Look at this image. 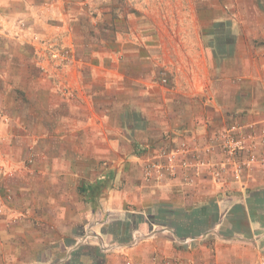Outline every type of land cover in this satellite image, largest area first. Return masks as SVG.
Segmentation results:
<instances>
[{"label": "rangeland", "instance_id": "obj_1", "mask_svg": "<svg viewBox=\"0 0 264 264\" xmlns=\"http://www.w3.org/2000/svg\"><path fill=\"white\" fill-rule=\"evenodd\" d=\"M226 1L210 3L217 11L225 3L233 4V9L243 15L233 18L232 24L239 25L247 18L256 22V14L244 16L247 10L239 0ZM194 6L193 0H0V154L3 147H9L8 142L27 144V156L22 162L14 163L10 156L0 155V233L17 229L31 214L16 207L19 198L11 189V181L19 184L26 175L36 178L38 163L48 161L46 153L40 154L36 148L41 132L36 130V120L59 122L57 129L47 132L63 135L70 120L66 110L80 104L81 99L83 103L88 101L86 106L90 103L88 119L96 123L90 129V138L102 136L106 144L98 146L110 153L107 142L119 138L118 165L130 163L144 188L154 190L180 181L187 189L208 190L215 186L218 192L201 191L196 195L199 201L189 205L187 211L157 205L140 210L141 214L129 206L127 211L136 213L125 212L122 219L105 215L108 220L99 228L102 241L67 240L59 243L54 252L48 248L41 251V261L215 264L208 252L214 249L211 234L224 209L212 208V198L223 204L231 196L227 192L231 189L260 183L264 186V113L253 110L264 97L262 92L249 89L252 96L241 101L236 95L242 90L241 83L230 76L240 65L215 60L203 37L205 56L201 53L198 33L192 29L198 24V17L192 14ZM223 17L219 20L224 21ZM200 21L202 25L213 24L207 16ZM229 40L226 48L220 47L227 53L232 52L234 37L230 35ZM182 41L187 42L185 47ZM258 45L261 43L252 53L257 54L258 50L262 54L264 46ZM249 59L257 63L253 69L257 72L262 58L254 61L250 55ZM72 73L76 83L71 82ZM81 79L88 92L86 88L78 89ZM209 90L213 94L207 93ZM87 93L99 95L102 112L92 108L93 99ZM160 94L166 97L170 110L179 109L180 114L184 111L185 120L192 117L187 113L193 108L200 113L203 107L212 110L222 105L231 112H222L225 118L219 122L209 119L198 125L200 120L194 119L192 131L187 125H177L178 114L174 113V126L163 133L158 128L159 133L151 138L147 130L148 110L145 113L144 107H150L153 101L160 104ZM46 105L53 106L52 113L47 112ZM236 106L249 109L235 113ZM108 107H113L115 114ZM110 114L115 122L107 130L99 125ZM133 134L137 140L130 143L128 139ZM149 138L152 141L148 142ZM99 163L106 170L114 165L108 158ZM126 181H120L119 190L126 187ZM108 185L113 184L108 181ZM206 203L211 208L196 209ZM219 230L225 232L224 225ZM157 232L173 240L171 254L161 253L159 245L149 257H144V250L138 259L129 253L132 248L143 247L149 239L156 241ZM88 243H96L98 248L102 245L104 252ZM48 254H53L50 259Z\"/></svg>", "mask_w": 264, "mask_h": 264}, {"label": "crops", "instance_id": "obj_2", "mask_svg": "<svg viewBox=\"0 0 264 264\" xmlns=\"http://www.w3.org/2000/svg\"><path fill=\"white\" fill-rule=\"evenodd\" d=\"M193 1L195 6L192 14L194 17H198V24L192 26V29L198 33L199 41L197 43L202 48L201 53L205 56V49L201 44L203 37L205 38L203 42L206 41L205 44H209L207 49H212L215 60H222L223 64L240 65L238 70L236 69L237 71L230 73V76L231 78L236 77V80L241 83L242 90L237 92L238 94L236 93L238 97H241V101L243 98L252 96V91L255 90L262 92V97H264V51L262 54H259L258 50H256L257 54L251 51L258 43H261L258 47L264 46V0H239L240 5H243L247 10L244 16H253L254 14L257 16L255 23L246 17L247 19H242L239 25L232 24L235 20L233 18L243 14L233 9V4L225 3L224 8L217 11L210 3L215 0ZM224 2L227 1L224 0ZM202 16L210 18V22L213 24H200ZM222 17L224 21L219 20ZM230 35L234 37L233 49L232 52L227 53L220 47L226 48L231 43ZM257 37H261L262 40L257 41ZM182 42L185 47L187 42ZM250 55L254 61L262 58V61L258 63L257 72L253 71L257 63L249 59ZM75 79V73H72L71 82L76 83ZM77 87L80 90L88 88L83 79L80 80ZM249 89L252 91H248ZM207 93L213 94V91L209 90ZM256 95L259 97L258 93ZM91 96L88 97L93 99L94 106L92 108L102 112L103 104L100 97L98 98L99 95L91 94ZM159 99L160 104L153 101L150 107H144L145 113L148 110L146 120L148 125L150 124V128L147 130H150L148 137L151 138L174 126V113L178 114L179 124L177 125L180 123L187 125V128L192 131L196 125L194 119L200 120L197 122L198 125L202 124L203 120L209 122V119H212V122H219L225 118L222 112L226 115L227 112H231L229 107L222 105L219 108L212 107V110L203 107L200 113L193 108L187 113H191L192 117L185 120L184 111L180 114L181 110L179 109L170 110V106L165 104L166 97H162V94L159 95ZM87 102L84 100L83 103L80 99V104H74L73 107L67 108L66 112L70 120L66 122L67 132H64L63 135L47 132L48 129H57L59 122L45 119L36 120V130L41 131L36 148L38 153H46L48 161L38 163L36 178L26 175L21 177L19 184L11 181V189L13 188L15 196L17 195L19 198V201L15 202L16 207L31 211V214L21 222L17 229L10 233H0V264H47L40 259L41 251L46 248L49 249L48 251L54 252L59 243H64L67 240L81 241L85 238L86 240L92 238L102 241V233L99 228L108 220L105 215H109V218L115 215L118 219H122L125 212L136 213V211H127L129 206L135 208L134 210H139L138 213L141 214L143 213L140 210H149L157 205L187 211L189 205L199 201L196 195L201 191L218 192L215 190V186L208 190L187 189L179 184L180 181H175L176 184L173 182L160 185L154 190L151 186H149L151 189L144 188L143 183H139V173H133L134 168L132 165L130 166V163H125L123 167L118 165L121 161L120 153H117V147L121 141L118 140L119 138L107 142L111 147V153L104 152L103 148L98 146L101 143L106 144V140L102 136L90 138V129H94L96 123H92L88 119L90 103H88L89 106H86ZM46 107L49 108L47 112H51L50 108L53 106L46 105ZM248 109L249 107L236 106L234 111L235 113L247 112ZM107 110L112 114L115 112L113 107H108ZM253 110L257 113H264V101H259ZM112 114L105 117L107 125L104 123L105 119L99 126L107 130L113 128L115 119ZM136 137L133 134L129 136L128 141L134 143L137 140ZM151 138L147 141H152ZM7 144L9 147H3L0 155L10 156L14 163L22 162L26 158L27 144L25 142L15 144L8 142ZM106 158L111 159L114 164L107 170L99 163ZM128 160L131 161V159ZM125 178L127 185L123 190H119L117 185ZM108 181L113 184L111 187H109ZM227 192L231 196L226 197L223 204L212 198V208L219 211L223 208L224 214L212 231L211 236L214 243L211 247L214 249L208 252L209 259L212 258L211 261L215 264H257L264 258V186L261 183L250 184L240 190L231 189ZM209 208L211 205L206 203L196 209ZM221 225H224L225 232L219 230ZM78 228L82 230L78 231ZM154 236H156L157 242L149 239L150 241L146 242L143 247L132 248L129 253L138 259V254L144 250V257H149L156 251L158 245L161 253L171 254V251H174L171 244L173 240L169 236L160 232ZM169 242L170 244H168ZM89 245L98 248L96 243ZM98 249L101 253L104 252L102 245ZM52 255L48 254L46 257L50 259ZM94 263L93 259L89 262L87 259L80 261V264Z\"/></svg>", "mask_w": 264, "mask_h": 264}, {"label": "built area", "instance_id": "obj_3", "mask_svg": "<svg viewBox=\"0 0 264 264\" xmlns=\"http://www.w3.org/2000/svg\"><path fill=\"white\" fill-rule=\"evenodd\" d=\"M153 176V175H152ZM151 176V177H152ZM257 264H264V258L263 259H261Z\"/></svg>", "mask_w": 264, "mask_h": 264}]
</instances>
